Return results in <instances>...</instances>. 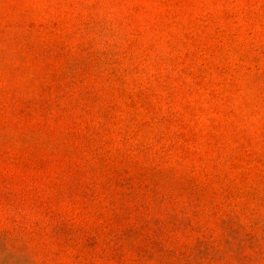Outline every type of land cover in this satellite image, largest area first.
I'll return each instance as SVG.
<instances>
[{
	"label": "rangeland",
	"instance_id": "rangeland-1",
	"mask_svg": "<svg viewBox=\"0 0 264 264\" xmlns=\"http://www.w3.org/2000/svg\"><path fill=\"white\" fill-rule=\"evenodd\" d=\"M0 264H264V0H0Z\"/></svg>",
	"mask_w": 264,
	"mask_h": 264
}]
</instances>
